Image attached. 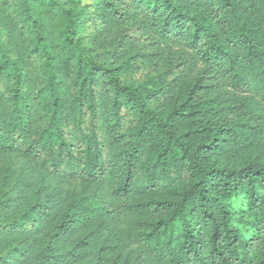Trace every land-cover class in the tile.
<instances>
[{
	"label": "trees",
	"instance_id": "trees-1",
	"mask_svg": "<svg viewBox=\"0 0 264 264\" xmlns=\"http://www.w3.org/2000/svg\"><path fill=\"white\" fill-rule=\"evenodd\" d=\"M0 152V264H264V0H0Z\"/></svg>",
	"mask_w": 264,
	"mask_h": 264
},
{
	"label": "rangeland",
	"instance_id": "rangeland-1",
	"mask_svg": "<svg viewBox=\"0 0 264 264\" xmlns=\"http://www.w3.org/2000/svg\"><path fill=\"white\" fill-rule=\"evenodd\" d=\"M86 1L93 2L94 0H84V2ZM11 165H13V167ZM26 165L27 163L24 159L15 157L14 155L8 154L7 152H0V177L3 176L2 173H4L8 167H12L17 170V172H20L26 167ZM36 178L39 177L36 176ZM237 201L239 203H245L246 198L244 197V195H240L238 196Z\"/></svg>",
	"mask_w": 264,
	"mask_h": 264
}]
</instances>
